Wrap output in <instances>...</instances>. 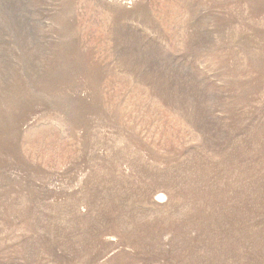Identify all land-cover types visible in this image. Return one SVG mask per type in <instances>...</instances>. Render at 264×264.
Here are the masks:
<instances>
[{
  "label": "rangeland",
  "instance_id": "obj_1",
  "mask_svg": "<svg viewBox=\"0 0 264 264\" xmlns=\"http://www.w3.org/2000/svg\"><path fill=\"white\" fill-rule=\"evenodd\" d=\"M0 264H264V0H0Z\"/></svg>",
  "mask_w": 264,
  "mask_h": 264
}]
</instances>
